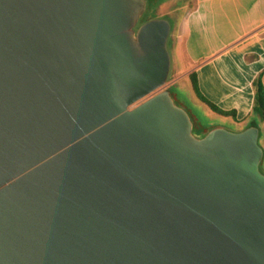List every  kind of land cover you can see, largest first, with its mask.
Returning <instances> with one entry per match:
<instances>
[{
	"label": "water",
	"instance_id": "water-1",
	"mask_svg": "<svg viewBox=\"0 0 264 264\" xmlns=\"http://www.w3.org/2000/svg\"><path fill=\"white\" fill-rule=\"evenodd\" d=\"M147 0H0V264H264L260 129L195 134Z\"/></svg>",
	"mask_w": 264,
	"mask_h": 264
},
{
	"label": "crops",
	"instance_id": "crops-1",
	"mask_svg": "<svg viewBox=\"0 0 264 264\" xmlns=\"http://www.w3.org/2000/svg\"><path fill=\"white\" fill-rule=\"evenodd\" d=\"M178 13L170 37L183 54L182 76L195 100L241 129L258 126L264 140V122L252 111L258 76L264 89V0H190ZM192 73L202 97L232 115L218 114L197 99Z\"/></svg>",
	"mask_w": 264,
	"mask_h": 264
},
{
	"label": "rangeland",
	"instance_id": "rangeland-1",
	"mask_svg": "<svg viewBox=\"0 0 264 264\" xmlns=\"http://www.w3.org/2000/svg\"><path fill=\"white\" fill-rule=\"evenodd\" d=\"M190 0H147V8L139 23L155 19L164 18L170 23H174L178 16V9L184 6ZM168 48L171 57V70L166 88L170 92L174 101L182 105L188 112L193 121V131L195 134L205 132L213 127H223L226 130L238 132L243 129L231 119L217 115L211 112L201 103L197 102L192 95L188 77H183L185 70V61L181 49L172 44L171 37L168 40ZM260 125L261 123L257 121ZM259 144L264 149V140L261 136ZM261 171L264 173V158L262 160Z\"/></svg>",
	"mask_w": 264,
	"mask_h": 264
},
{
	"label": "trees",
	"instance_id": "trees-1",
	"mask_svg": "<svg viewBox=\"0 0 264 264\" xmlns=\"http://www.w3.org/2000/svg\"><path fill=\"white\" fill-rule=\"evenodd\" d=\"M190 80H191V85H192V91L200 102L206 104L212 111H214L218 114H221V115H232L233 114L231 112L222 111L221 109H219L215 105L209 103L207 100H205L202 97V95L200 94V92L198 90L196 78H195V75L193 73L190 75ZM253 89H254V102H253L252 111L256 116H258V118L262 122H264V89H263V86L261 83L260 76H258L254 80ZM261 136L262 135L259 134V139L261 138ZM261 166H262V164H261Z\"/></svg>",
	"mask_w": 264,
	"mask_h": 264
},
{
	"label": "flooded vegetation",
	"instance_id": "flooded-vegetation-1",
	"mask_svg": "<svg viewBox=\"0 0 264 264\" xmlns=\"http://www.w3.org/2000/svg\"><path fill=\"white\" fill-rule=\"evenodd\" d=\"M141 24V23H140Z\"/></svg>",
	"mask_w": 264,
	"mask_h": 264
}]
</instances>
